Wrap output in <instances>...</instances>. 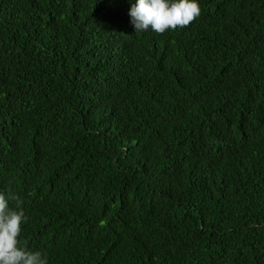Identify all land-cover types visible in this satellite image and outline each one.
Returning a JSON list of instances; mask_svg holds the SVG:
<instances>
[{
	"label": "trees",
	"instance_id": "obj_1",
	"mask_svg": "<svg viewBox=\"0 0 264 264\" xmlns=\"http://www.w3.org/2000/svg\"><path fill=\"white\" fill-rule=\"evenodd\" d=\"M200 5L0 0V193L48 264H264V0Z\"/></svg>",
	"mask_w": 264,
	"mask_h": 264
},
{
	"label": "clouds",
	"instance_id": "obj_2",
	"mask_svg": "<svg viewBox=\"0 0 264 264\" xmlns=\"http://www.w3.org/2000/svg\"><path fill=\"white\" fill-rule=\"evenodd\" d=\"M130 4L128 14L136 33L163 34L188 26L201 14L200 0H130ZM27 222L23 201L0 193V264H48L45 252L22 244V225Z\"/></svg>",
	"mask_w": 264,
	"mask_h": 264
}]
</instances>
